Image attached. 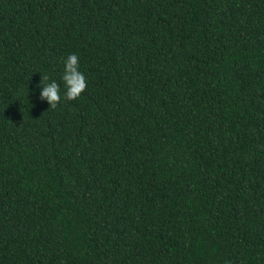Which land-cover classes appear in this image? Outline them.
<instances>
[{
	"label": "trees",
	"instance_id": "16d2710c",
	"mask_svg": "<svg viewBox=\"0 0 264 264\" xmlns=\"http://www.w3.org/2000/svg\"><path fill=\"white\" fill-rule=\"evenodd\" d=\"M0 264H264V0H0Z\"/></svg>",
	"mask_w": 264,
	"mask_h": 264
},
{
	"label": "clouds",
	"instance_id": "9594fccd",
	"mask_svg": "<svg viewBox=\"0 0 264 264\" xmlns=\"http://www.w3.org/2000/svg\"><path fill=\"white\" fill-rule=\"evenodd\" d=\"M47 75L41 76V83L37 85L41 89L39 99L46 101L50 108L55 109L61 101L60 85L52 80L47 82ZM64 85V99L73 101L78 99L87 88L85 75L79 70V57L76 54H70L64 61V72L62 75Z\"/></svg>",
	"mask_w": 264,
	"mask_h": 264
}]
</instances>
